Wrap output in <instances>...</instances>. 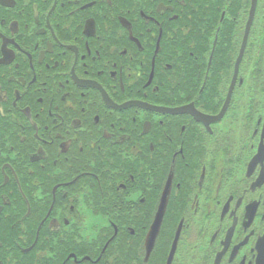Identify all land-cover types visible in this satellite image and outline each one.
Wrapping results in <instances>:
<instances>
[{"label": "flooded vegetation", "instance_id": "flooded-vegetation-1", "mask_svg": "<svg viewBox=\"0 0 264 264\" xmlns=\"http://www.w3.org/2000/svg\"><path fill=\"white\" fill-rule=\"evenodd\" d=\"M174 236L170 264H264V0H0V264Z\"/></svg>", "mask_w": 264, "mask_h": 264}, {"label": "water", "instance_id": "water-1", "mask_svg": "<svg viewBox=\"0 0 264 264\" xmlns=\"http://www.w3.org/2000/svg\"><path fill=\"white\" fill-rule=\"evenodd\" d=\"M161 219H162V215H156V219H155V222L153 224V228L154 229L158 230V227L160 225ZM174 252H175V236H174V239H173V243H172V246H171V251L169 253V257L167 259L166 264H170L171 263Z\"/></svg>", "mask_w": 264, "mask_h": 264}]
</instances>
